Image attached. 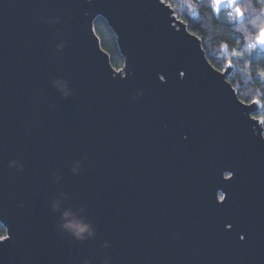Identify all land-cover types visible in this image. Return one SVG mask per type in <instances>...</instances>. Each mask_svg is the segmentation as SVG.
Instances as JSON below:
<instances>
[{"label": "water", "instance_id": "obj_1", "mask_svg": "<svg viewBox=\"0 0 264 264\" xmlns=\"http://www.w3.org/2000/svg\"><path fill=\"white\" fill-rule=\"evenodd\" d=\"M166 5L0 0V264H264L262 105ZM61 204L92 221L88 239Z\"/></svg>", "mask_w": 264, "mask_h": 264}, {"label": "trees", "instance_id": "obj_2", "mask_svg": "<svg viewBox=\"0 0 264 264\" xmlns=\"http://www.w3.org/2000/svg\"><path fill=\"white\" fill-rule=\"evenodd\" d=\"M189 30L199 36L208 60L218 70L232 67L228 81L240 99L257 100L262 107L255 113L264 119V51H260L257 37L264 28V0H238L243 16L233 15L230 8L215 10L213 0H166ZM96 33L102 47L109 53L112 65L120 69L124 59L120 54L116 36L102 17L95 22ZM252 42L257 45L250 47ZM264 125V123H263ZM0 235L5 228L0 224Z\"/></svg>", "mask_w": 264, "mask_h": 264}, {"label": "snow or ice", "instance_id": "obj_3", "mask_svg": "<svg viewBox=\"0 0 264 264\" xmlns=\"http://www.w3.org/2000/svg\"><path fill=\"white\" fill-rule=\"evenodd\" d=\"M225 2H228L230 4H232L233 6L236 5V0H215V3L216 5H222L223 3ZM159 3L162 5V6H167L166 5V0H159ZM235 12L237 15L239 16H242L243 13L241 12V9L239 7H235ZM257 43L261 46H264V29H262L259 33V36L257 37ZM178 75L180 77H186V73L184 71H179ZM159 80L161 81H165L166 83V80H165V75L164 74H160L159 75ZM53 88H58L59 87V83H54L52 85ZM259 123H264V119H261L259 121ZM181 139L183 141H188L189 140V136L187 133L183 134ZM226 170L229 172V180L231 181L233 176L236 177V181L238 182L239 180V170L233 166V165H229L226 169L223 168V166H221L218 170ZM220 201L221 203L219 204H216L214 207L216 209H219V210H226L228 207L225 206V204L223 203V201H225V197L224 196H221L220 197ZM57 212H60V213H68V216L65 220H62V223H66L68 221H71V225H76L77 221L80 222L81 225H86L87 228L86 230L83 232V234L80 235V239H88L91 235V233L93 231H95L93 225H92V221L89 220L87 218V216L84 214V211L76 206H73V205H63L61 204L58 208L55 209ZM220 223L224 226L223 227V231L224 232H229L230 230H232L233 228V223L231 222H228L226 220H223L221 219L220 220ZM65 231L68 233V234H73V227H71L70 229H65ZM250 236V233H249V230H244L242 233H238V237H239V240L241 242L244 243V245H247L248 244V239ZM10 239V237H6V236H3V235H0V248L3 247V243L4 241ZM112 247V244L110 242H108L106 245H105V248H108L110 249Z\"/></svg>", "mask_w": 264, "mask_h": 264}, {"label": "rangeland", "instance_id": "obj_4", "mask_svg": "<svg viewBox=\"0 0 264 264\" xmlns=\"http://www.w3.org/2000/svg\"><path fill=\"white\" fill-rule=\"evenodd\" d=\"M214 1V3H213V6H214V8H215V10L216 11H218L220 8H223V7H226V8H230V10L232 11V13H233V15L235 14L238 18H240V17H242V16H239V15H237L236 14V12H235V6H233L232 4H230V3H228V2H225V3H223L222 5H216V3H215V0H213ZM238 0H236V2H237ZM242 12V11H241ZM234 15V16H235ZM264 29V28H263ZM258 48H259V50L260 51H264V46H261V45H259L258 46Z\"/></svg>", "mask_w": 264, "mask_h": 264}, {"label": "clouds", "instance_id": "obj_5", "mask_svg": "<svg viewBox=\"0 0 264 264\" xmlns=\"http://www.w3.org/2000/svg\"><path fill=\"white\" fill-rule=\"evenodd\" d=\"M62 227L64 228V229H70L71 227H72V225L71 224H69V223H64L63 225H62ZM86 229L85 228H81V234L85 231Z\"/></svg>", "mask_w": 264, "mask_h": 264}, {"label": "built area", "instance_id": "obj_6", "mask_svg": "<svg viewBox=\"0 0 264 264\" xmlns=\"http://www.w3.org/2000/svg\"><path fill=\"white\" fill-rule=\"evenodd\" d=\"M256 45H257L256 42H252V43L250 44V47L252 48V47H254V46H256Z\"/></svg>", "mask_w": 264, "mask_h": 264}]
</instances>
